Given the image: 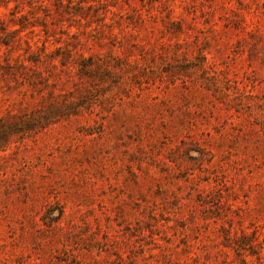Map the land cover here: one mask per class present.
Masks as SVG:
<instances>
[{
  "label": "rangeland",
  "instance_id": "rangeland-1",
  "mask_svg": "<svg viewBox=\"0 0 264 264\" xmlns=\"http://www.w3.org/2000/svg\"><path fill=\"white\" fill-rule=\"evenodd\" d=\"M0 264H264V0H0Z\"/></svg>",
  "mask_w": 264,
  "mask_h": 264
},
{
  "label": "trees",
  "instance_id": "trees-1",
  "mask_svg": "<svg viewBox=\"0 0 264 264\" xmlns=\"http://www.w3.org/2000/svg\"><path fill=\"white\" fill-rule=\"evenodd\" d=\"M52 114H54V113H52ZM55 116H60V114H57V115H55ZM51 118H55V117L53 116V117H51ZM51 120H53V119H51Z\"/></svg>",
  "mask_w": 264,
  "mask_h": 264
}]
</instances>
